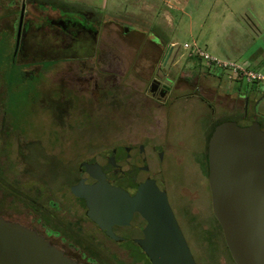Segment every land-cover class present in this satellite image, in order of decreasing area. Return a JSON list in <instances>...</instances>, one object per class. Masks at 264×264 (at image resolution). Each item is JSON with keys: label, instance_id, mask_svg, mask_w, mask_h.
<instances>
[{"label": "flooded vegetation", "instance_id": "flooded-vegetation-1", "mask_svg": "<svg viewBox=\"0 0 264 264\" xmlns=\"http://www.w3.org/2000/svg\"><path fill=\"white\" fill-rule=\"evenodd\" d=\"M107 23H114L122 33H140L133 42L138 45L137 51L127 53L126 46H120L122 39L101 34ZM129 55L131 58H126ZM177 61L174 47L163 33L139 23H127L115 15L60 1L0 0V89L15 79L11 90H35L40 99L62 97L67 106L80 108L77 119L82 122L107 118L115 128L110 141L119 130L123 134L118 135L122 141L112 142L105 153L86 149L91 156L81 155L76 160L75 179L62 181L54 190L42 184L22 192L15 182L12 195L21 199L24 209L15 208L12 217L2 216L37 230L82 264H154L139 241L144 232L138 219L117 223L107 216L96 197H87L96 179L85 163L98 164L111 185L123 188L131 196L143 184H156L165 191L168 213L172 212L183 232V226L191 229L196 224L203 231L217 235L221 232L225 241L212 207L209 160L205 181L210 194V216L217 224L201 216L198 192L181 194L179 209L156 161L164 160L165 148H172L167 142L168 130L177 106L197 104L213 120L225 112L247 118L239 102H244L245 109L251 100L258 113L260 104L264 110V95L254 86L242 94L241 89L224 83L202 65L189 68L185 59L178 67ZM57 73L59 83L43 82ZM159 174L163 178H158ZM139 208L127 206L128 210ZM150 208L158 206L152 204ZM170 219L171 216L167 220ZM205 242L213 244L211 238Z\"/></svg>", "mask_w": 264, "mask_h": 264}, {"label": "rangeland", "instance_id": "rangeland-1", "mask_svg": "<svg viewBox=\"0 0 264 264\" xmlns=\"http://www.w3.org/2000/svg\"><path fill=\"white\" fill-rule=\"evenodd\" d=\"M53 1L83 6L103 15L121 17L127 23L150 27L163 33L165 40L173 45L178 67L187 59L189 68L202 65L224 83L241 89L242 94L254 86L264 95V82L249 85L241 79L231 80L226 70L210 66L197 55L199 47L215 57L239 61L249 68L264 71V0ZM101 34L122 39L120 46H126V52L130 54L137 51L138 45L133 42L141 36L136 31L122 33L114 23L104 24ZM185 43H189L190 48L185 47ZM58 79V73L50 74L43 82L52 85L59 83ZM14 83L16 80L10 79L9 86L0 89V214L8 217L16 214L15 208L24 209L21 199L12 195L15 182L22 192L40 188L42 184L54 190L62 181L75 179L76 160L81 155V158L91 156L86 149L105 153L112 142L122 141L118 137L123 135L119 130L110 141L115 128L107 118L82 122L77 119L80 108L67 106L62 97L40 99L35 90L26 92L24 87L11 90L10 85ZM239 104V108L248 114L247 118L225 112L213 120L197 104L177 106L168 130L167 142L172 148H165L164 160L156 161L163 171L169 195L178 202L179 209L181 194L198 192L201 216L211 224L217 222L210 216V194L205 180L207 142L212 128L231 119L245 126L255 117L264 128L261 104L258 113L251 100L245 104V109L243 101ZM58 119L59 123L53 122ZM163 176L159 174L158 178ZM174 221L187 247L185 264H236L221 232L217 235L203 231L196 224L191 229L183 226V232L177 220ZM210 238L212 245L205 242Z\"/></svg>", "mask_w": 264, "mask_h": 264}, {"label": "water", "instance_id": "water-1", "mask_svg": "<svg viewBox=\"0 0 264 264\" xmlns=\"http://www.w3.org/2000/svg\"><path fill=\"white\" fill-rule=\"evenodd\" d=\"M208 160L213 212L232 258L236 264H264V130L260 122L217 124L209 139ZM85 164L96 179L87 197H96L117 223L137 218L144 232L139 241L154 264H185L187 247L166 208V192L156 184H143L131 196L111 185L98 164ZM152 204L158 208H150ZM128 205L140 208L128 210ZM0 264L82 263L37 230L0 215Z\"/></svg>", "mask_w": 264, "mask_h": 264}, {"label": "built area", "instance_id": "built-area-1", "mask_svg": "<svg viewBox=\"0 0 264 264\" xmlns=\"http://www.w3.org/2000/svg\"><path fill=\"white\" fill-rule=\"evenodd\" d=\"M185 47L190 48L189 43H185ZM197 55L209 62L210 66H217L228 72V74L236 79H241L249 84L264 82V71L249 68L239 61L224 60L211 55L209 52L197 47Z\"/></svg>", "mask_w": 264, "mask_h": 264}, {"label": "crops", "instance_id": "crops-1", "mask_svg": "<svg viewBox=\"0 0 264 264\" xmlns=\"http://www.w3.org/2000/svg\"><path fill=\"white\" fill-rule=\"evenodd\" d=\"M177 1V3H179V0H176ZM171 6V5H170Z\"/></svg>", "mask_w": 264, "mask_h": 264}]
</instances>
